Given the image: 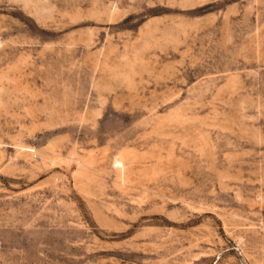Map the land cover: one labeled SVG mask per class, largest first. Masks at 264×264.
<instances>
[{
    "label": "rangeland",
    "instance_id": "1",
    "mask_svg": "<svg viewBox=\"0 0 264 264\" xmlns=\"http://www.w3.org/2000/svg\"><path fill=\"white\" fill-rule=\"evenodd\" d=\"M0 264H264V0H0Z\"/></svg>",
    "mask_w": 264,
    "mask_h": 264
}]
</instances>
